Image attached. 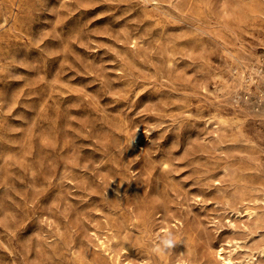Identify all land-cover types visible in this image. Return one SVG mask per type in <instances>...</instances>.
<instances>
[{
    "label": "rangeland",
    "instance_id": "rangeland-1",
    "mask_svg": "<svg viewBox=\"0 0 264 264\" xmlns=\"http://www.w3.org/2000/svg\"><path fill=\"white\" fill-rule=\"evenodd\" d=\"M218 253L264 264V0H0V264Z\"/></svg>",
    "mask_w": 264,
    "mask_h": 264
},
{
    "label": "bare ground",
    "instance_id": "bare-ground-1",
    "mask_svg": "<svg viewBox=\"0 0 264 264\" xmlns=\"http://www.w3.org/2000/svg\"><path fill=\"white\" fill-rule=\"evenodd\" d=\"M228 243H230V242H228ZM233 243H235V242H233ZM230 244H231V243H230ZM230 247H231V246H230ZM220 250H221V249H220ZM221 251H223V250H221ZM221 251H220V252H221ZM218 254H220V256L223 257L224 264H228L229 259L226 258L225 256H222L223 253H218ZM229 256H230V255H229ZM235 264H236V263H235ZM239 264H240V263H239Z\"/></svg>",
    "mask_w": 264,
    "mask_h": 264
},
{
    "label": "clouds",
    "instance_id": "clouds-1",
    "mask_svg": "<svg viewBox=\"0 0 264 264\" xmlns=\"http://www.w3.org/2000/svg\"><path fill=\"white\" fill-rule=\"evenodd\" d=\"M117 195H120V192L119 191H117V193H116ZM165 243L167 244V245H171V241H165Z\"/></svg>",
    "mask_w": 264,
    "mask_h": 264
}]
</instances>
